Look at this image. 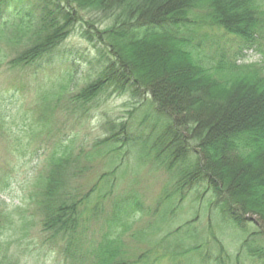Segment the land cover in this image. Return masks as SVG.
<instances>
[{
	"label": "trees",
	"instance_id": "obj_1",
	"mask_svg": "<svg viewBox=\"0 0 264 264\" xmlns=\"http://www.w3.org/2000/svg\"><path fill=\"white\" fill-rule=\"evenodd\" d=\"M83 12L109 23L99 27ZM12 16L21 18L22 31L31 33L29 44L12 60L22 68L55 61L82 22V37L95 50L102 72L70 95L74 107H84L110 87L153 109L154 117L144 120H152L150 134H141V127L134 129L131 121L111 124L110 135L96 143L89 157L108 153L113 162L122 151L140 146L147 152L143 156L149 147L157 159L165 156L169 169L185 165L174 177L173 190L167 187L155 207L131 192L116 199L106 213L102 201L113 193L114 173H104L81 194L71 183L78 173L75 140L56 148L35 196L46 241L67 264H161L166 256L169 264H180L179 258L188 254H195L194 264H264V244H257L264 238V70L255 64L240 66L226 56L234 42L244 49L264 47V1L0 0V22ZM208 30L224 39L214 57L203 47L212 39ZM158 43L168 45L186 64L158 67L141 58L151 59ZM202 187L213 191V201L200 197ZM191 196L217 213L218 222L246 234L235 255L214 233L212 247L194 243L200 237L194 220L161 240H150L153 248L147 251L137 254L130 248L126 236L131 218L156 215L154 223L133 234L139 240L150 238L160 221L178 217V208ZM3 224L1 215L0 236ZM185 230L186 237H179Z\"/></svg>",
	"mask_w": 264,
	"mask_h": 264
},
{
	"label": "rangeland",
	"instance_id": "obj_2",
	"mask_svg": "<svg viewBox=\"0 0 264 264\" xmlns=\"http://www.w3.org/2000/svg\"><path fill=\"white\" fill-rule=\"evenodd\" d=\"M83 15L99 27H106L109 23V20L100 23L102 18L93 12H83ZM20 23L21 18L13 16L0 22V214L4 223L0 236V264H67L58 249L46 241L42 214L35 196L39 190L38 180L47 176L50 157L56 148L75 140L72 153L78 160V173L71 183L81 194L89 191L104 173H114L113 193L102 201L106 213L112 211L116 199L131 192L155 207L167 187L173 190L174 177L185 165L178 163L169 169L165 165L168 162L165 156L161 158L163 161L157 159L150 147L147 148L148 155L143 156L147 152L140 146L131 150L128 147L112 159L113 162L108 153L89 157L95 152L96 143L110 135L111 124L131 121L134 129L141 127V134H150L152 130L148 124L152 120L146 124L144 120L148 119L146 115L154 117L153 109L143 106L144 102L133 94L116 92L110 87L84 107H74L69 101L70 95L90 81L99 79L102 72L94 59L95 50L82 37V22L63 42L55 61H42L23 68L12 64V60L29 44L31 36V33L22 31ZM208 31L212 39L203 47H206L207 56L214 57L218 46H223L224 39L220 34ZM214 34L217 36L213 38ZM226 51L227 59L236 60L240 66L255 64L264 70V47L244 49L234 42ZM152 52L151 59L145 55L141 58L149 59L154 66L166 63L175 68L186 64L172 53L168 45L158 43ZM104 193L103 189L100 195ZM199 194L206 197V202L215 199L209 188L202 187ZM203 202L194 196L188 197L178 208V217L165 224L160 221L150 238L139 240L133 234L139 228L154 223L156 215L131 218L127 244L139 254L153 248L150 240H161L167 233L194 220V231L203 239L197 238L194 243L199 241L212 247L214 233L231 255H235L246 234L236 231L230 224L218 222L217 213H211ZM253 219L252 229L256 230L257 217ZM186 233L185 230L178 236L186 237ZM95 234L99 238L98 231ZM262 243L264 238L257 244ZM156 251L157 254L163 252L160 249ZM193 255L180 257V264H194L195 259L191 260ZM169 263V256L161 260V264Z\"/></svg>",
	"mask_w": 264,
	"mask_h": 264
}]
</instances>
